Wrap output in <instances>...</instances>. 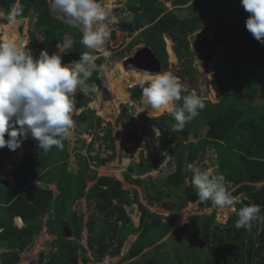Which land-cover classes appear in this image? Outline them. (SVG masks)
Wrapping results in <instances>:
<instances>
[{"label":"trees","instance_id":"trees-1","mask_svg":"<svg viewBox=\"0 0 264 264\" xmlns=\"http://www.w3.org/2000/svg\"><path fill=\"white\" fill-rule=\"evenodd\" d=\"M170 1L174 7L173 10H169L161 0H128L133 21L143 29L129 48L135 44H146L161 61L166 60L168 55L164 35L168 34L174 40L175 50L184 66L183 72L188 82L192 83L195 80L194 72L204 75L206 79L212 67L211 60L217 59L214 76L221 94L225 95L218 103L204 99L205 107L199 111L194 125L185 124L182 129L176 130L175 121L171 115L161 117L163 121V125L159 127L161 135L168 134L179 143L169 150L171 154L169 166L173 171L167 174L163 182L154 183L153 187L157 190L158 197L147 196L148 204L154 206L159 200L165 199L167 194H164V188L167 190L184 188L185 205L198 203L204 210L213 207L210 201L199 200L191 182L193 173L187 168V165L193 162L199 166L203 155L212 150L217 154L212 164L218 166V173L224 175L226 182L233 183L235 187L238 186L233 192V187L226 185L231 195L246 192L250 198L243 204H238L239 209L250 204H258L261 206L260 215L264 216V185L255 186V184H264V106L259 107L253 104L259 95L260 83L264 89V76L259 78L261 74H264V44L256 41L246 30L245 22L249 14L241 6L240 0ZM13 9L16 10L18 20L25 19L35 12V30L44 35V42L40 44L42 48L46 46L54 48L63 43L67 35H71L73 44L68 52L61 56L62 64L78 61L84 52L91 54L90 49L81 43L82 33L78 27H72L64 21L57 20L56 15L52 14L48 0H0V10L5 14L4 24L8 25L7 16ZM181 11L187 12L186 15L181 14ZM10 30L11 27H5L2 34L14 32L19 38L17 23L14 29ZM199 32H203L206 36L212 35L211 38H207L205 48L208 53L205 57L210 60H207L201 72L194 70L192 65L187 63L193 52L190 36ZM31 34L35 39V31H31ZM111 37L114 38L115 34L113 33ZM33 57L39 58V54ZM103 60L102 58L96 61V64L101 65ZM93 74L86 82L90 87L93 83L101 84L99 76L102 72L97 71ZM231 81L235 84L233 92H229ZM201 87H204V84ZM120 91L122 92L123 89L119 88L112 92V97L116 99ZM215 91L216 89L212 95L216 96ZM89 92L93 95L95 91ZM131 93L133 100L142 98L139 86L132 89ZM240 93L245 94L239 97ZM199 95L206 97L203 91H199ZM90 103L92 99L89 97L75 96L76 108L83 111L74 117V121L82 127L91 129L96 124L100 127L102 118L97 116L95 110L89 108ZM179 103L182 101L177 102ZM127 113L129 112L126 111V115ZM152 113L153 115L162 114ZM164 117H168L167 120H163ZM143 118L151 124V118L148 116ZM129 122L125 125L137 123L136 120L134 123ZM203 124H206L207 130L202 133ZM144 131L147 132L146 128ZM144 131L138 128L128 131V138L134 140L136 144V147L130 151L132 154L137 151V148L144 147L142 144L145 137ZM192 136L196 137L194 141L191 140ZM106 138L111 139V145L108 147L115 152L112 131H108ZM31 142V144L24 142L29 147L26 160L29 156L35 157L34 151L30 149L31 145L36 143ZM67 145L68 143L63 141V147L66 148ZM164 151L166 150L162 146L158 154L154 155L153 150L148 149V156L143 155L144 159L140 163L132 164L125 174V179L132 184L143 186L145 180L140 176L161 167L165 161ZM58 157L67 161L69 155L66 150L61 152L53 146L51 159L59 162L61 160ZM77 158L79 172L76 174L65 172L66 181L62 182L61 194L56 199L52 191L27 185L28 182L22 183L19 187L20 195L10 187H7V193L2 186H6V182L0 178V230L3 229L0 233V249L4 250L0 254V264H20L21 255L31 247L35 237L39 235L42 218L53 207L56 212L55 223L49 233H52L53 229H59L63 225V219H66L75 239L69 240L66 237L58 239V244L53 245L57 250L52 251L49 256L41 253L39 264H75L79 256L89 260L86 248L80 243L85 226L89 232L88 247L97 259H102L106 255L111 257L120 255L130 236L139 233L126 256L122 258V263H192L189 259H185L180 250L171 249L176 255V261L168 260L167 263L161 261L162 255L158 253L166 247V243L159 244V242L171 233L175 225V216L165 220L164 216L152 212L144 205L136 189L125 190L120 181L111 177H100L89 192H86L87 186L83 180L86 177L96 176L97 173L91 172L86 159L80 154ZM104 162L106 161H102ZM185 165L187 170L184 169ZM208 168L209 166L205 167V169ZM133 175H137L138 178L133 179ZM187 179L190 180V184H187ZM84 197L91 202L88 204L87 223H85V214H79L74 209ZM93 202H95L94 205ZM134 205H137L141 212L139 227H136L131 215L125 209ZM215 214L194 217L189 225L182 229L181 243H187L197 235L201 236L205 251L202 249L196 252L202 255V260L206 259L208 253L203 264H264V223L259 220L252 221V229L249 232L244 228L234 227L238 212L230 217L226 225L216 223ZM16 216L23 218L26 227L19 229L14 226ZM190 234H192L191 238L188 239ZM148 248L156 250L144 253ZM185 249L187 251V247ZM80 251L82 252L79 255ZM137 257L139 258L136 259ZM45 260L48 261L45 262Z\"/></svg>","mask_w":264,"mask_h":264},{"label":"clouds","instance_id":"clouds-1","mask_svg":"<svg viewBox=\"0 0 264 264\" xmlns=\"http://www.w3.org/2000/svg\"><path fill=\"white\" fill-rule=\"evenodd\" d=\"M161 1L165 3L169 10L174 9L170 0ZM240 3L245 12L249 14L245 22L246 30L251 33L256 41L264 44V0H240ZM50 9L53 13H59L61 20H63L65 23L71 25L72 27H79L78 29L82 33L81 43L87 49H90L91 54L84 52L80 55L78 61H72L68 64H62L61 55H50L46 50H42L40 52L39 58H34L31 50L28 48V44L23 39L18 38L16 33L13 32L0 34V163L3 164L5 160L9 159V156L12 157L6 163L19 161V157H25V154L29 152L27 151L25 146L26 144L24 142L35 141V143H37L38 141L39 149H42L45 152L51 150L53 146H55V148L61 152H65L66 150L69 155L68 160L72 159V157H77V155L80 154L82 158L86 159L87 163L89 164V169L92 173H97V175L102 174L101 172L107 171L114 166L115 160L119 159V153L122 152V147H125L127 141L129 142L134 140L128 138L127 133L129 129H127L121 135V137H124L125 140H123L121 137L120 139H117V136L115 135L111 125L108 126L106 123L103 124L104 120L102 119L100 127H97V124L95 125L94 129L81 126V128H79V139L77 138L74 141L75 146L78 145L79 142L80 147H74L70 140L72 129L75 124L77 125V123L74 122V117L80 115L83 111V109L81 110L76 108L75 95L78 89L85 93L89 91H95V86L93 85L90 87L86 82L90 79L93 73L97 71L102 72L100 77H104L105 66L103 64L106 60L122 59V64H125L127 60L130 62V60L134 58L136 52L143 49L144 47H147L145 44L144 46H139L138 48H135L137 45L129 48L134 39L143 29H141L139 25L135 24L133 21V14L129 10L128 5L127 9L130 11V15L132 16L130 19L132 22H127L123 18V21H115L117 30L112 28L111 20L117 18L118 9L120 8L113 9L111 0H51ZM186 13L187 12H182L184 15H186ZM16 16V10L13 9L7 16L8 25H0V30L5 27H11L13 24L18 23ZM106 21L107 23H105ZM124 22L127 24H123ZM132 23L139 27L138 31H124L121 29L122 26H128ZM117 31L119 34H117ZM113 33L115 34L114 38L111 37ZM127 34H133L135 38L128 42L127 45H124L121 51H111V49L120 48L122 44H124ZM195 34L197 33H194L193 35ZM164 41L168 55L166 60L161 61L154 53L152 48H150L160 62L161 69L164 67L166 70V66L169 64L170 57V52L167 49L166 42L171 44V51L174 57L178 59L179 63H181V61L177 56L173 38L170 35L165 34ZM104 44L106 47L103 48ZM113 44H115L116 47H113ZM64 46L66 47L67 45ZM58 47L61 46L58 45ZM97 49L102 50L103 54V56L99 59H97L98 57H94L92 55V50ZM127 51L130 53V56H126L128 53ZM102 58L104 59L103 63L101 65H97L96 61ZM202 59H205L207 62L205 55L202 56ZM130 64L131 65L128 66V70L135 75L137 83L132 86L130 90L139 86L144 102L150 106L153 112L162 113L159 116L155 115V117L150 119L153 125L156 126V129L159 131V133V127L163 125V121L159 120L161 117L165 115H171L175 121L174 128L179 130L182 129L187 122H190L192 119L198 116L200 110L204 109V97L198 95L195 90L191 89L190 91L187 82L181 83L180 79L185 81L186 77L183 70H178V73L180 74L179 79L171 71L154 72L155 70L152 71L146 68L143 69L136 63L130 62ZM201 91L205 92V89L203 88ZM229 92H233V90H230ZM244 94L245 93H240L238 96L241 97ZM218 95L220 98H217V100L220 102L225 94H221L220 91L216 97ZM95 97L96 98L94 99L97 100L98 95ZM140 100H133L131 97V101L134 103ZM179 101H182V103L177 104ZM126 111H128V108L124 109L123 111L125 115ZM164 112H167L168 114H165ZM96 114L99 116L98 112ZM123 114L122 116L125 117ZM148 114L149 116L152 115L150 112H148ZM160 121L162 123H160ZM109 130L112 131L113 138L115 139V152H113L108 147L111 145V139L106 138ZM83 136H86V138L90 140L87 141L85 138H83ZM63 141L68 143L66 148L63 147ZM174 142L179 143L178 140ZM101 146H103L104 151L108 153L106 157H102L98 154ZM135 147L136 144L132 149ZM132 149H130V151ZM30 150L33 151V148L31 147ZM130 154L131 156L134 155L131 152ZM168 158H170V156ZM102 161L106 162L102 163ZM140 161H134L132 164L140 163ZM169 162L167 165H164L163 163L160 167H166V171L168 173ZM125 163H131V161H125ZM210 167L211 166L209 165V168ZM104 168L105 170H103ZM187 168L193 173L191 182L193 187L196 189L199 200L201 202L210 201L213 205V207L209 208V210H211L210 215H212V213H216V223L226 225L230 217L237 212L238 219L234 224L236 229L244 228L250 232L252 229V221L259 220L261 223H264V216L260 215V205L250 204L239 209L237 205L241 203L243 204L244 201L250 200V198L246 192L232 196L228 190V187L226 186V183L230 184L229 187H233V192L238 188V186L235 187L233 183L226 182L223 174L210 175L211 169H201L195 162L189 163ZM170 169L172 171V168ZM143 176L140 177L144 179ZM166 176H163V181L166 179ZM101 177L114 178L124 185L119 178L113 177L112 175H102ZM125 181L128 182L126 179ZM128 183L132 185L131 182ZM156 183H158V181ZM262 185L264 184H255L256 187H260ZM147 196L150 197L151 195H149V193L145 194L144 201H146L147 204L144 203L141 196L140 199L144 205L150 209V207L153 206L148 204ZM81 203L82 200L79 201L76 206ZM88 203L91 204V202ZM94 204L95 202H93V205ZM233 205L237 208V211L234 213ZM76 206L74 209L78 212ZM127 208L131 207H125L126 210ZM221 208L227 210L223 215H221V217H219ZM48 213L46 214L48 215ZM16 217L22 218L21 216ZM46 221L47 218L45 220L44 227ZM87 222L88 221H86V223ZM183 222H186V219L182 221V223ZM51 228H53V226H51L49 230ZM69 231L71 234L70 238H73L74 240L75 238L73 237V233L71 232L70 228ZM1 232L2 230H0V233ZM171 234H175V232L171 231V233L168 235ZM138 235L139 233H137V235L130 236V238L134 237V239L129 245L128 251L138 238ZM64 237L67 239L69 238L67 235ZM88 237L89 236L86 237V240L83 241V243L80 240L81 245H83V247H85L87 250V257L88 253H92L88 247ZM130 238L127 242H130ZM165 238L159 242V244L163 242L166 243L167 241H164ZM126 245L127 243L125 244L124 249ZM151 249L152 248H148L144 251V253ZM54 250L56 251L57 248ZM0 251L2 253L4 252L3 249H0ZM81 252L82 251L79 252V255ZM118 256L119 255L116 257ZM106 257L115 258L106 255L102 259L104 260ZM79 258H81V256H79ZM78 259L76 260L75 264H79ZM88 259L90 260V258ZM102 259L98 260L100 261ZM37 260L34 264H39V255ZM89 260L84 259V262L86 263ZM47 261L48 260H45V262Z\"/></svg>","mask_w":264,"mask_h":264},{"label":"rangeland","instance_id":"rangeland-1","mask_svg":"<svg viewBox=\"0 0 264 264\" xmlns=\"http://www.w3.org/2000/svg\"><path fill=\"white\" fill-rule=\"evenodd\" d=\"M185 8V7H183ZM0 25H6L4 24V19H5V14L1 12L0 10ZM35 14V13H33ZM182 14V12H181ZM36 15V14H35ZM35 15L28 17L26 19H23L21 21L17 20V27H18V35L20 39H23L26 43V40H29V35L27 36V34L25 32H27V30H34L35 29V25H36V17ZM56 15V14H54ZM130 16V11L127 9V5H123L121 9H118V15L117 18L113 19L111 21L112 23V28L117 30L115 21H123L126 17ZM132 18V16H130ZM124 18V19H123ZM125 21L127 22H132L129 19H125ZM15 27V24H13L11 26V30L12 31ZM20 28V29H19ZM4 31V28L2 30H0V34H2ZM117 34H119V32L117 31ZM36 35L40 37L41 40H43V34H41L40 32H38L36 30ZM212 35H205L203 32H199L195 35H192L190 37L191 40V45L193 46V52L190 56V58L188 59V64L192 65V68L194 70H198L201 72V69L203 66H205L206 64V60L202 59L203 55H208V53L205 51L206 48V44H207V38H211ZM134 35L133 34H127V38L124 42V44H122V46L120 48H116V49H111V51L113 50H118L121 51L124 47V45H127L128 42L132 41L134 39ZM67 45L65 46H61L58 48V50L60 51H68V49H70L71 45L73 44V38L67 39L65 40ZM28 44V43H27ZM118 44V43H117ZM137 46H135V48H138L139 46H144L145 44H135ZM167 45V49L169 50V64L166 66V70L164 69V67H162V69L160 71L155 70L154 72H161V71H171L175 76H177L179 78V71L184 70V66L182 63H179L178 59L176 57H174L172 51H171V44L166 42ZM32 46H30L28 44V48L32 51ZM106 47V45H103V48ZM113 47H116L115 44H113ZM134 48V49H135ZM46 51H48V53L51 55V53H54V51L51 49H44ZM41 51H34L32 52L33 55L35 54H40ZM110 52V51H109ZM128 52V51H127ZM127 54H130L129 52ZM92 55L94 57H98L97 59H99L100 57L103 56L102 54V50L97 49V50H92ZM122 59H113V60H106L104 62V66H105V75L104 77H101V84H97V83H93V85L95 86V92L93 95H91V92H82L79 89L77 90V94L79 97L81 95H84L85 97H89L92 100L94 98H96L95 96L98 95V99L97 100H93V103L90 104V108L91 109H95L96 113H99V117H101L104 120L103 124H107L108 126L111 125V127L113 128V131L115 132V135L117 136V139H120L121 135L127 130H131L134 131L136 130V128H138L141 131H144V128H146V131H144L145 137L144 140H142V144L144 145V147H140L138 148L137 152L131 156L130 154V149H132L135 146V142L134 141H127V143L125 144V147H122V152L119 153V159H120V163L118 168H123L126 167L129 163H125V161H131V164L134 161H140L141 159L143 160L144 158L143 155L145 157L148 156V149H152L153 150V154L157 155L158 152L160 151L161 147L163 146L165 148L166 151H164L163 155L165 156V153L169 154V149L172 147H175L178 142H174V140H172V137L168 134L165 135H161L159 133V131L156 129V126L153 125V123L148 122L147 123V119L143 118V116H148L149 118H153L155 117V115H153V111L150 108L149 105H147L143 98H141L140 101L138 102H133L131 101V82L136 81L134 80V76L132 77L131 75H133L129 70L126 69L127 65H131L130 62L125 63L123 67H121L120 65H122L121 62ZM210 60V59H207ZM216 58L211 60V70L210 72H208V77L205 79L204 75H200L198 72H194V78L195 80L191 83L186 81L187 78L185 77V81L180 79L181 83L187 82L188 86H189V90H195L197 92V94L199 95V91H201V89H205V92L207 93V97H204V99L207 100H211L213 103H217V97L213 94L214 91V87H218V82L215 78V67H216ZM127 71L130 72V77H128L126 75ZM94 75V74H93ZM92 75V76H93ZM264 74H261L259 76V78H263ZM100 77V76H99ZM205 81V82H204ZM202 84H204V87H201ZM192 85V86H190ZM234 81H231V90L234 89ZM108 88H112L113 91H117L119 88L123 89V97L122 100H115L112 95L113 93L109 92ZM220 92V89L218 88V93ZM217 93V94H218ZM127 94V95H126ZM216 94V95H217ZM120 95V94H119ZM121 97V96H120ZM118 104V108H120L119 110L116 108L117 104ZM113 104V105H111ZM122 104V105H121ZM253 104L259 107H263L264 106V89L262 86V83L259 84V95L257 97V99H255L253 101ZM123 107V109H122ZM129 113H127V115H125V113L123 112L124 109H127ZM82 110V109H81ZM148 112L152 113L151 116H149ZM124 113V114H123ZM125 115L124 116H122ZM98 116V114H97ZM159 116V115H156ZM168 117H164L163 120H167ZM125 119V121H124ZM135 120L137 121V123L135 124H130L128 126L125 125V123H134ZM162 121V119H159ZM160 121V123H162ZM75 122V121H74ZM150 124V125H149ZM194 125L196 124V117L194 119H192L190 122H187L186 125ZM144 127V128H143ZM79 128H81V126L79 127V125L75 124L73 129H72V134L70 136V140L73 143L74 147H80V143L78 142V145L75 146L74 141L78 138L79 139ZM95 128V127H94ZM92 128V129H94ZM202 128V133L203 131L207 130V126L206 124H203L201 126ZM124 130V131H123ZM158 131V132H157ZM157 134V135H156ZM31 137V136H30ZM200 137V135H199ZM83 138H85L87 141H89L90 139L86 138V136H83ZM123 140H125L124 137H121ZM196 137L192 136L191 140H195ZM170 142V143H168ZM173 142V143H172ZM118 143V142H117ZM101 145V144H100ZM142 148V149H141ZM142 152V154H141ZM44 157L45 158H50V152L44 151ZM99 155H101L102 157H106L108 155V153L106 151H104L103 146L100 147V151L98 152ZM217 158V154L216 152L209 150L207 151L203 157L201 158V161L199 163V167L201 169H205L206 166H211L209 169H211L210 175H218V167L214 166L212 163L213 161H215ZM30 162L34 163L35 162V158H28ZM42 161L44 162L43 164L47 167L49 166V164H51V162H47L45 161L44 158H42ZM199 161V159H198ZM167 161L164 162V165H166ZM130 167V166H129ZM184 169H186V165L184 166ZM70 170V168H69ZM69 170H66L68 172H70ZM65 171V169L63 170ZM126 171V169L124 170V172ZM173 171V170H172ZM103 173V172H101ZM168 173H162L160 174L161 177H163L164 175H167ZM113 177L119 178L121 180V177L118 175H114L112 174ZM66 176L64 175V173H58L56 175V179L57 181H61L65 178ZM187 184L190 183L189 179L186 180ZM125 187H128L126 183H123ZM228 186H230V184H226ZM153 188V187H152ZM1 191V188H0ZM164 194H167V197L165 199L159 200L156 205L154 204L153 207H150V210L154 213H158L162 216L165 217L166 220L170 219L169 217L171 216H175L176 220H175V225L174 228L172 229L173 232H176L177 234H171L168 235L164 241L166 242V247L161 250L158 251V253H161L162 258L161 261L164 263H167L168 260H174L176 261V255L171 251V249L173 251L175 250H180L183 253V256L185 257V259H189L190 262H192L191 264H203L205 262V260L208 257V253H207V257L205 260H202V255L198 254L196 251H201L203 249V251H205L204 245L202 244L203 238L199 235H197L196 238H191V235H189L188 239H190L187 243H181V237L180 234L181 232L186 228L187 225H189V223L191 222V220L194 217H198V216H207L210 215L211 210H204L202 208L199 207L198 203H188V204H184V188H174V189H164ZM145 192H143L142 194V200L144 201L145 198ZM149 195L155 197H158V193L157 191L153 188L150 192ZM66 201H65V206H66ZM145 204H147L146 201H144ZM190 205V206H189ZM82 203L78 204L76 206V209L78 210L79 213H84L86 218H85V223L86 221H88V215L89 212H87L88 210H86L84 208V210H81ZM234 207V212L237 211V208L233 205ZM227 209L221 208L220 209V213H219V217H221V215H223L226 212ZM127 211L129 212V214L132 216V219L135 221L136 226L140 225V215L141 213L139 212V209L137 206H133L131 208H127ZM186 219V222H183ZM66 224L68 225L69 222L67 221ZM121 224V223H120ZM70 228V226H68ZM183 229V230H182ZM89 236L88 230L85 227L83 232H82V238L81 241L83 243V241L86 240V237ZM137 238V236H136ZM56 240V237H54L53 235H50L48 231L44 230L42 231L41 235L35 239L34 243L32 244V247L26 251L23 255H22V260H21V264H34L37 260L38 255H40V253H44L46 256H49L52 251H54V247H53V242ZM190 246V247H189ZM187 247V251L186 248ZM194 251H191V250ZM156 250L155 248H152V250L149 251H154ZM127 250H125L124 248L122 249V253L115 258H110V257H106L104 260H98L92 253H88V258H90L89 261H87L86 263L84 262L83 257L79 258V264H124L122 263V258L127 254ZM148 251H146L147 253ZM190 256V258H189ZM38 261V260H37Z\"/></svg>","mask_w":264,"mask_h":264},{"label":"crops","instance_id":"crops-1","mask_svg":"<svg viewBox=\"0 0 264 264\" xmlns=\"http://www.w3.org/2000/svg\"><path fill=\"white\" fill-rule=\"evenodd\" d=\"M48 2H49V4H51V0H48ZM111 2L113 4V9H118V8L121 9L123 5L124 6L128 5V0H111ZM33 13H35V12H32L28 17H31V16L35 15ZM52 14L53 15L56 14L57 20H61V16L59 15V13H53L52 12ZM130 16L126 17L125 19H129L130 20L131 19ZM35 17H36V15H35ZM16 20H18V19L16 18ZM19 21H21V20H19ZM61 21L63 22V20H61ZM105 23H107V21ZM31 31H35V33H36L35 29L34 30H29L28 29L27 32H25L27 34V36L29 35V38H30L29 40H26L27 43L30 46L33 45L31 52L42 51L44 49H50V50L52 49L54 51V53H51V54H59L61 56L63 55V53L68 52V51H60V50H58V48H59L58 45L64 46L66 44L65 41L63 43H61V44L56 45L54 48H52L51 46H46L44 48L40 47V44L44 42V37H43V40H41L39 36L34 35L35 39H33ZM38 32H40V31H38ZM41 34H43V33H41ZM70 38H71V35H67L65 40L70 39ZM123 65L124 64H122L120 66L124 68L125 65L124 66ZM127 67H126V69H127ZM127 72H129V71H127ZM134 78H135V75H134ZM27 143L31 144L32 142L27 141ZM25 146L27 148V151H29V147L27 145H25ZM31 147L33 148V151L35 153V157H34L35 158V162L34 163L30 162L29 159H27V160L24 159L27 156V154H25V157H19V161L6 163L12 157V156H9L8 157L9 159L5 160L3 162V164L0 163L1 179H3L7 183V184L5 183L6 186H4V185H2V186L5 187V190H7V193H8V188L7 187H10V188H12V190L13 189L16 190L18 195H20L21 191L18 190L19 187L22 185V183L28 182L27 185H33V186L41 188L43 190L52 191L53 195H54V199H56L61 194L60 187L62 186V182L66 181L65 178L63 180H61V181H57L56 175L58 173H61V172L65 174L66 170H69V168H70L69 171L71 173H73V174L78 173L79 172L78 158L77 157H74V158L72 157V159L66 161V160H63V159L58 157V159H60L61 161L55 162L53 159H51V150H49L50 158L49 157L48 158L44 157V154H43L44 151L42 149H39L38 141H37L36 144H32ZM53 151H54V148H53ZM24 152H26V151H24ZM28 158H30V156ZM42 158H44L45 161H47V162H51V164H49V166L46 167L43 164L44 162L42 161ZM23 159H24V161H23ZM66 163H67V165H66ZM119 163H120V159H117V160H115L114 166L111 169H109L107 171H103L102 174H98L97 176H93L91 178L90 177H86V179L83 180V182H85L86 186H87L86 187V192H89L91 187L94 186L98 182V179L102 175H112V174H114L116 176L119 175L121 177V181L123 183L127 184L128 187H125L123 185V188L125 190L136 189L139 192L140 196H142L143 192L149 193L153 189L152 187H153L154 183H156L157 181L158 182H162L163 181L164 177H161L160 174L168 173L166 171V167L165 168H158L156 170H152L151 172H148L147 174H145V176H143V178L145 179V182H143V186H139V185H136V184H132L131 185L130 183L125 181V176H124L125 172L129 168L131 163H129L126 167H123L121 169L118 168ZM64 169H65V171H63ZM125 169H126V171L124 172ZM103 170H105V168ZM168 171L169 172L171 171L170 166L168 167ZM133 178L136 179L137 176L134 175ZM81 200H82V206H81L80 209L84 210V208H85L86 210H89L88 209V204L89 203L87 202V198L84 197ZM49 212H52L54 214V218H53V225H54V223H55V213H56L54 207ZM46 218H47V214L42 218V223L40 225V232H39V235H37L35 237V239H37L41 235L42 231L46 230V231L49 232V229H46L44 227V223H45ZM66 222H67V220L63 219V221H62L63 225L60 226L59 229L58 228L53 229L52 233H49L50 235H53L54 237H56V240L52 243L53 245L56 244V243L58 244V239L64 237L65 235H67L69 237L68 238L69 240H73V238H70L71 234H70V231H69V228H68V225L66 224ZM14 226L19 228V229H21L23 227H26V223L23 221L22 218L16 217L15 220H14ZM2 231H3V229H2ZM35 239H34V241H35ZM31 247H32V245H31ZM0 253H2V252L0 251ZM22 255H21V257H22Z\"/></svg>","mask_w":264,"mask_h":264},{"label":"water","instance_id":"water-1","mask_svg":"<svg viewBox=\"0 0 264 264\" xmlns=\"http://www.w3.org/2000/svg\"><path fill=\"white\" fill-rule=\"evenodd\" d=\"M122 30L124 31H138L139 27L135 25L134 23L128 25V26H122ZM131 63H136L141 68L150 69L152 71L161 69V64L158 61L157 57L153 53L150 47H144L143 49L139 50L135 53V56L133 59L130 60ZM217 98L219 99L220 96L218 95ZM165 114H168L167 112H164ZM53 218L54 214L52 212H49L47 215V221L45 224V227L49 229L51 226H53ZM134 237L130 238V242H127V245L125 249H129V245L131 244Z\"/></svg>","mask_w":264,"mask_h":264},{"label":"bare ground","instance_id":"bare-ground-1","mask_svg":"<svg viewBox=\"0 0 264 264\" xmlns=\"http://www.w3.org/2000/svg\"><path fill=\"white\" fill-rule=\"evenodd\" d=\"M127 62H128V60H127ZM126 62V63H127ZM129 63V62H128ZM128 66V65H127ZM127 69H128V67H127ZM126 75L128 76V77H130V72H127L126 73ZM132 77L134 76V75H131ZM135 84H137L135 81H133L132 83H131V85H135ZM214 89H216V91H215V94H217L218 93V87H215ZM108 90H109V92H111V88H108ZM120 94V95H119ZM118 94V96H116V99L115 100H117V101H119V100H122V97H123V93L120 91V93ZM121 96V97H120ZM117 104V103H116ZM111 105H113V104H111ZM116 108H118V104H117V107ZM120 108H118V110H119ZM124 131V130H123ZM157 135V134H156Z\"/></svg>","mask_w":264,"mask_h":264},{"label":"built area","instance_id":"built-area-1","mask_svg":"<svg viewBox=\"0 0 264 264\" xmlns=\"http://www.w3.org/2000/svg\"><path fill=\"white\" fill-rule=\"evenodd\" d=\"M169 156H170V154L165 153V157H166V161H167V163L170 161V158H168ZM167 163H166V165H167Z\"/></svg>","mask_w":264,"mask_h":264},{"label":"flooded vegetation","instance_id":"flooded-vegetation-1","mask_svg":"<svg viewBox=\"0 0 264 264\" xmlns=\"http://www.w3.org/2000/svg\"><path fill=\"white\" fill-rule=\"evenodd\" d=\"M126 56H130V54H126Z\"/></svg>","mask_w":264,"mask_h":264}]
</instances>
